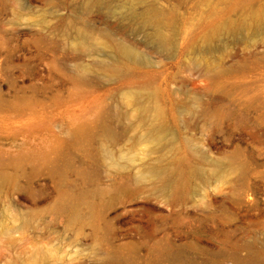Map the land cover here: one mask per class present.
I'll return each mask as SVG.
<instances>
[{
    "label": "rangeland",
    "instance_id": "374dc122",
    "mask_svg": "<svg viewBox=\"0 0 264 264\" xmlns=\"http://www.w3.org/2000/svg\"><path fill=\"white\" fill-rule=\"evenodd\" d=\"M263 5L0 0V264H264Z\"/></svg>",
    "mask_w": 264,
    "mask_h": 264
},
{
    "label": "bare ground",
    "instance_id": "6f19581e",
    "mask_svg": "<svg viewBox=\"0 0 264 264\" xmlns=\"http://www.w3.org/2000/svg\"><path fill=\"white\" fill-rule=\"evenodd\" d=\"M254 10V9H251ZM259 11L263 12L264 11V5L259 7ZM227 19L226 18H220V20L211 26V32L213 34H216L218 31H220V29H222V27H225L227 25Z\"/></svg>",
    "mask_w": 264,
    "mask_h": 264
}]
</instances>
